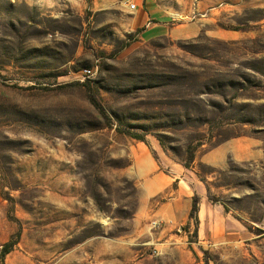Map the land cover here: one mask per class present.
<instances>
[{"label":"rangeland","instance_id":"1","mask_svg":"<svg viewBox=\"0 0 264 264\" xmlns=\"http://www.w3.org/2000/svg\"><path fill=\"white\" fill-rule=\"evenodd\" d=\"M154 1L130 32L138 0H0V264H264V0ZM238 138L207 187L244 228L155 227V176Z\"/></svg>","mask_w":264,"mask_h":264},{"label":"crops","instance_id":"2","mask_svg":"<svg viewBox=\"0 0 264 264\" xmlns=\"http://www.w3.org/2000/svg\"><path fill=\"white\" fill-rule=\"evenodd\" d=\"M124 4L128 13V2ZM158 17L162 19L163 12L154 0H138L135 15L128 19L124 25L128 31L134 32L149 27L154 20H158ZM260 153L256 141L247 138L234 139L210 150L199 160L214 169V177L212 173L207 183L196 171L195 162L189 167L178 162H171L170 174L158 173L152 183L154 187L150 189V195L167 192L169 197L154 214L157 222L161 220V222L168 223L165 232L171 231L174 227L181 229L182 225L190 221L192 197L197 195L199 200L198 239L204 244H220L230 239L228 236L234 235L231 232L244 228V222L239 219L233 220L234 211L229 209L225 203H215L209 199L207 184L217 181L218 173L229 174L234 163L256 161L260 158ZM174 185L176 187H172Z\"/></svg>","mask_w":264,"mask_h":264},{"label":"trees","instance_id":"3","mask_svg":"<svg viewBox=\"0 0 264 264\" xmlns=\"http://www.w3.org/2000/svg\"><path fill=\"white\" fill-rule=\"evenodd\" d=\"M139 139V138H138ZM142 140V138H141ZM144 141V140H142ZM194 158H191L190 162L184 164L186 167H189L190 166V163L193 161ZM197 198L194 200V203H193V207H192V211L190 213V218L191 219H194L196 220V225L198 224V218H196V213L198 212V203H197ZM11 248H12V245L11 244H7L4 246L3 248V251L1 253V259H3L7 254H9L11 252Z\"/></svg>","mask_w":264,"mask_h":264},{"label":"built area","instance_id":"4","mask_svg":"<svg viewBox=\"0 0 264 264\" xmlns=\"http://www.w3.org/2000/svg\"><path fill=\"white\" fill-rule=\"evenodd\" d=\"M128 6H134L135 10L137 9V4L136 3H128ZM94 72L93 70H90L89 72H83L84 77H91L93 76ZM158 225V222H154V226L156 227Z\"/></svg>","mask_w":264,"mask_h":264},{"label":"bare ground","instance_id":"5","mask_svg":"<svg viewBox=\"0 0 264 264\" xmlns=\"http://www.w3.org/2000/svg\"><path fill=\"white\" fill-rule=\"evenodd\" d=\"M85 72H89V71H85Z\"/></svg>","mask_w":264,"mask_h":264}]
</instances>
